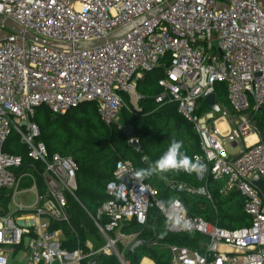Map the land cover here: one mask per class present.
I'll return each instance as SVG.
<instances>
[{"label":"built area","instance_id":"built-area-1","mask_svg":"<svg viewBox=\"0 0 264 264\" xmlns=\"http://www.w3.org/2000/svg\"><path fill=\"white\" fill-rule=\"evenodd\" d=\"M0 18L58 45L46 46L12 32L0 34V192L10 190L14 202L22 180L29 176L20 171L22 156L4 151L12 132L25 146L27 158L41 166L43 188L38 191L32 183L29 191L35 200L23 220L14 216L21 206L0 216V264H8L9 253L25 237V264H80L97 255H114L119 264H128L124 253L137 233L121 229L129 222L143 225L153 207L169 229L204 238L197 249L170 245L169 264H264V189L253 183L256 176L264 180V141L248 119L264 106V0H0ZM127 26L131 27L103 44L75 48ZM158 65L163 75L157 80L160 92L154 101L175 104L177 114L196 131L201 153L192 158L206 165L197 179L221 182L222 195L240 194L250 224L220 227L189 215L179 199L176 214L190 227L168 223L166 212L157 207L162 200L156 190L134 178L131 161L119 159L105 184L107 199L95 216L86 211L105 245L95 250L86 245V253L80 247L69 252L54 225L71 229L67 208L68 198L79 203L77 164L71 157L49 154L37 139L36 109L45 106L62 115L83 102H95L100 120L107 126L117 124L124 107L119 93L138 101L137 82ZM217 83L225 85L226 105L215 94ZM210 94L219 111L207 106L198 113L199 101ZM250 135L256 137L252 143L247 142ZM238 145L236 153L226 149ZM171 187L211 201L206 184ZM142 262L143 258L138 264Z\"/></svg>","mask_w":264,"mask_h":264},{"label":"trees","instance_id":"trees-1","mask_svg":"<svg viewBox=\"0 0 264 264\" xmlns=\"http://www.w3.org/2000/svg\"><path fill=\"white\" fill-rule=\"evenodd\" d=\"M157 68H162V65H158ZM155 69L143 75L141 81L144 86L142 88L139 84L136 85V90L140 95L138 100L141 108L140 114L123 109L119 112L123 121V124H119L121 128H118L117 124L105 125L100 120L95 102H83L62 115L53 114L46 108L40 112L43 106L36 109L34 121L40 130L37 139L45 144L49 154L57 153L63 157H71L76 162L75 196L86 211L93 216L98 207L107 199L105 184L112 178L117 160L131 161L135 171L146 169L164 154L172 140L182 141L181 151L191 158L194 154L201 153L196 131L188 121L177 114L175 104L160 105L154 101V97L160 92L157 80L163 75L161 72L157 77H151L150 73ZM215 94L222 105L227 104L225 85L217 83ZM205 108L207 111L208 107ZM249 115L260 139L264 141V106ZM125 127H130V134L124 132ZM11 134L4 145V151L22 156V169L25 171L34 173L38 170L40 173L41 166H37L27 158L25 146L21 143L15 144L16 139L15 137L10 138ZM130 138L138 140L140 152H135L128 145ZM145 157L147 160L144 159ZM159 174L162 177L153 174L142 181L156 190L158 199L162 201L172 198L179 199L189 215L200 216L223 228L235 229L250 224V217L243 211V199L240 194L222 195L211 178L207 177L204 181H199L196 173L188 174L174 170ZM164 179L193 186L206 184L211 194V201L200 195L176 192L165 185ZM10 194L11 191L8 189H2L0 192V216L8 211ZM67 211L71 229L65 224L56 223L54 225L63 231L65 237L63 246L71 250L81 246L85 248L82 245V225L76 219L85 216L91 222L93 221L72 198H68ZM121 230L126 233H137V240L140 241V244L125 251L124 258L128 264H138L144 257L156 264H169L171 254L168 247L170 245L176 244L197 249L199 242L204 240L202 236L192 231H171L162 213L155 207L148 211L146 222L143 225L129 222L124 224ZM161 233H166V235L160 238ZM97 259L98 264H119L112 255H97ZM89 260L90 258H84L80 264H88Z\"/></svg>","mask_w":264,"mask_h":264},{"label":"clouds","instance_id":"clouds-1","mask_svg":"<svg viewBox=\"0 0 264 264\" xmlns=\"http://www.w3.org/2000/svg\"><path fill=\"white\" fill-rule=\"evenodd\" d=\"M183 142L172 140L168 149L164 154L156 160L153 164H150L146 169H139L133 173V176L138 181H143L153 174L165 173L168 171H183L188 174L196 173L197 175H203L206 171V165L201 162L199 158L193 160L185 152H182ZM147 160V157L144 158ZM141 191H144L143 184L141 183ZM180 201L172 198L167 201V208L165 201H157V207L161 211L166 212V219L168 223L175 224L176 226L190 227L187 221L180 223L179 216L176 214ZM171 209V211H168ZM143 219V218H142ZM166 233H161L160 238H163Z\"/></svg>","mask_w":264,"mask_h":264},{"label":"rangeland","instance_id":"rangeland-1","mask_svg":"<svg viewBox=\"0 0 264 264\" xmlns=\"http://www.w3.org/2000/svg\"><path fill=\"white\" fill-rule=\"evenodd\" d=\"M6 32H9V31H7L6 29L0 27V34L6 33ZM161 72H163V69L162 68H157L153 72L150 73V76L153 77V78L157 77L158 75H160ZM137 84H139V86L141 88L144 86V83L141 80H139L137 82ZM138 92L139 91L136 90L137 94H138ZM119 94L124 99V107L122 108L123 110L131 112V113L140 114L139 112L141 111V108L139 106V101H136V102L133 103V102L130 101L129 96L126 93H119ZM198 106H199L198 113H203L204 111H206L205 107L207 105L204 102V100L199 101ZM45 108H46L45 106L41 107L40 112L42 111V109H45ZM249 116L250 115L248 114V119H250ZM251 122H253V121H251ZM119 124H123L121 115H119V119L117 120V125H119ZM14 137L16 139L15 140V144L19 145V143H21V142H20V139H19L18 135H16L15 132H12L10 138H14ZM239 146L240 145H238L237 147H227L226 149L230 153H236L239 150ZM215 184H216L218 192H219V188L221 186V182H215ZM18 198H19L20 203H22L24 205H28V204L32 203V201H33V194H31V193H23L21 195H18ZM79 215L82 216V214H79ZM76 220H77V222L80 225H82V229H83L82 245H83V247H85L86 245H91L92 250H95V249L105 245V242H104L103 238L100 236V234L98 233L97 229L94 228L95 226L93 227V225H94L93 222H91L85 216H82L81 219L80 218L78 219V217H77ZM80 248H82V246ZM118 248H119V246H118ZM66 249L69 252L72 251L71 249H69V247L66 248ZM82 250H83L84 253H86L88 251L87 247L82 248ZM22 256H23L22 254H18L16 259H19V262H22V260H21ZM112 256H114V255H112ZM95 257H97V256H95ZM114 257L117 259L116 256H114ZM10 264H16V263L10 262ZM20 264H23V263H20Z\"/></svg>","mask_w":264,"mask_h":264},{"label":"water","instance_id":"water-1","mask_svg":"<svg viewBox=\"0 0 264 264\" xmlns=\"http://www.w3.org/2000/svg\"><path fill=\"white\" fill-rule=\"evenodd\" d=\"M164 8V7H162ZM149 15H146L145 17L141 18L139 21L136 22V24L140 23L141 21H143L144 19L148 18ZM0 24L2 26V28L6 29L9 32L18 34L20 36H23L25 39L30 40V41H34V42H38L40 44L46 45V46H50V47H56L58 46L55 43L52 42H48L42 39H39L35 36H33L32 34L23 31L18 25H16L15 23H13L10 20H2L0 18ZM131 26H127L125 28H122L114 33H111L110 35H108L105 39L101 38L98 40H94V41H88V42H81L75 45V48L77 49H86V48H91L100 44H103L105 42V40H111L113 38H115L116 36L120 35L121 33L125 32L126 30H128ZM206 105L213 110L214 112H218L219 111V105L216 103L215 101V97L213 94H210L208 96L205 97L204 99ZM130 127H125L124 128V132L126 134H130ZM128 145L135 151V152H140V145L139 143L134 139V138H130L128 140ZM253 183L257 186H259L261 189H264V180H261L258 176L253 178ZM171 231H176L177 229L174 227L170 228ZM138 244H140L139 240L134 241L128 249H132L133 247L137 246ZM88 264H98V260L97 259H90L88 261Z\"/></svg>","mask_w":264,"mask_h":264},{"label":"crops","instance_id":"crops-1","mask_svg":"<svg viewBox=\"0 0 264 264\" xmlns=\"http://www.w3.org/2000/svg\"><path fill=\"white\" fill-rule=\"evenodd\" d=\"M31 166H33V165L31 164ZM37 166H38V164H37ZM20 171L28 173L29 176L22 180V182L20 184V187H19V193L15 196L14 202L10 201L8 203V211H7L6 214L13 212L17 206H21V207H23V209L20 210V211H16L14 216L16 218H18L19 220H23V215H26L28 213L29 208L33 205L34 200H35L34 193L32 191H29V188L32 186V183L33 182L35 183L36 188H37L38 191L42 190L43 188H42V179L40 178L38 170L33 173V172L25 171L24 169L21 168ZM157 175L162 177L159 173H157ZM164 181H165V185H167L168 187L172 188L171 185L173 184V182L167 181L165 179H164ZM174 183H180V182H174ZM23 193H31V194H33L32 203H30L28 205H24V204L20 203L18 195H21ZM78 204L86 212V209L82 206V204H80V202ZM58 231H59L60 236L63 237L64 234H63V231L60 229V227H58ZM26 242H27V238L25 237L24 240H23L22 245L19 246L18 248H16L13 253H9V255H8V264H10V262H13V263H16V264H20V263L25 264L26 258H27ZM18 254H22L23 255L21 257L22 262H19V259H16ZM92 259H97V257L92 258ZM144 259L152 261V260H150V259H148L146 257H144L143 260Z\"/></svg>","mask_w":264,"mask_h":264},{"label":"bare ground","instance_id":"bare-ground-1","mask_svg":"<svg viewBox=\"0 0 264 264\" xmlns=\"http://www.w3.org/2000/svg\"><path fill=\"white\" fill-rule=\"evenodd\" d=\"M256 140V137L254 135H250L248 138H247V142L248 143H252L253 141ZM142 264H149V261L144 259Z\"/></svg>","mask_w":264,"mask_h":264}]
</instances>
